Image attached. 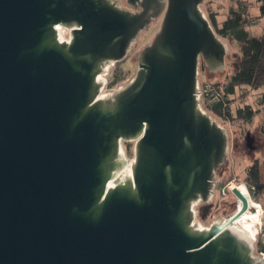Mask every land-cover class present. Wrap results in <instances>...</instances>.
Returning <instances> with one entry per match:
<instances>
[{
  "label": "water",
  "instance_id": "95a60500",
  "mask_svg": "<svg viewBox=\"0 0 264 264\" xmlns=\"http://www.w3.org/2000/svg\"><path fill=\"white\" fill-rule=\"evenodd\" d=\"M204 3L0 0V264H264L231 228L240 190L235 212L197 219L230 151L199 95L229 53ZM161 17L136 75L104 92Z\"/></svg>",
  "mask_w": 264,
  "mask_h": 264
},
{
  "label": "rangeland",
  "instance_id": "374dc122",
  "mask_svg": "<svg viewBox=\"0 0 264 264\" xmlns=\"http://www.w3.org/2000/svg\"><path fill=\"white\" fill-rule=\"evenodd\" d=\"M122 5L127 7L125 0H121ZM261 3L259 0H224V1H213L205 0V3L201 6L203 12L207 15L210 23L211 16L215 15V20L220 22L224 20L232 8H240L244 12V18L248 22L246 30L250 33V36L259 37L264 33V15L261 16L260 10ZM161 19L155 20L151 23L150 28L144 31L140 35V40L136 45L133 46L132 51L129 55L118 62L114 67L110 68L109 74L107 76V87L104 92L113 91L118 89L120 86L126 85L130 80L136 75L138 70V60L137 57L140 54L142 48L149 44L154 36L161 28ZM65 36L68 35V31L61 29ZM222 39L229 45V53L226 61V69L220 73H210L209 70L200 72V83L203 81H213L227 83L228 77L234 74L237 70L236 62L239 60L240 51L238 50V45L232 43L229 44V39L222 37ZM121 76L123 79L115 85H111L114 77ZM224 81V82H223ZM264 93V89H251L250 87L243 86L237 89V92L229 97L230 101V111L232 112L233 119H220L218 117L217 121L222 125H225L230 135L229 139V160L228 163L219 169L217 172L215 180L217 181L214 188V200L211 206L205 212V216L202 213V205H199L197 210V219L202 223L203 226H210L212 222H215L219 216H226L230 212H235L237 208L242 206V203L235 197L230 190L229 186L231 184H244L249 191L252 200L255 204L248 203V209L243 215L248 214L251 217H258L255 213L258 209H262V216L260 224L256 226V240L255 246L260 240L264 244V192L256 193V190L250 188L246 183V175L248 167L251 166L257 160L262 167V172L264 173V135L261 133V127L263 125V111H261V106L259 104V99ZM246 106H250L254 111H256L255 117L252 122H245L237 117V110L243 109ZM205 110L206 107L203 104ZM209 112V111H208ZM214 115V114H213ZM250 133L253 137L251 145L254 150H250L247 144V136ZM134 146L135 142H124L123 150L126 152L127 158L131 161L134 157ZM234 213H232L233 215ZM231 216V215H230ZM228 217V216H227ZM226 219V218H224ZM256 255H261L257 252V246L255 250Z\"/></svg>",
  "mask_w": 264,
  "mask_h": 264
},
{
  "label": "trees",
  "instance_id": "16d2710c",
  "mask_svg": "<svg viewBox=\"0 0 264 264\" xmlns=\"http://www.w3.org/2000/svg\"><path fill=\"white\" fill-rule=\"evenodd\" d=\"M259 1L261 3L260 17H262L264 15V0ZM211 23L216 34L228 38L229 44L238 45L241 57L236 62L237 70L228 77L227 83L211 81L215 89L222 93L223 98L221 101L209 103L207 100L202 99V102L207 109V113H211L214 118L233 119L232 112L230 111L229 97H232L238 88L248 86L251 89H264V33L259 37L250 36V33L246 30L248 22L244 18V12L240 8L230 9L228 16L222 23L216 21L215 15H212ZM122 79L123 77L121 76L114 77L110 84L115 85ZM259 100L261 111H263L261 133L264 135V93ZM255 114L256 111L250 106L237 110L238 119L245 122H252ZM245 179L248 186L256 190V193L264 192V173L258 160L248 167ZM256 246L257 252L264 254V244L261 240Z\"/></svg>",
  "mask_w": 264,
  "mask_h": 264
},
{
  "label": "bare ground",
  "instance_id": "6f19581e",
  "mask_svg": "<svg viewBox=\"0 0 264 264\" xmlns=\"http://www.w3.org/2000/svg\"><path fill=\"white\" fill-rule=\"evenodd\" d=\"M59 29L61 30L62 28H59ZM61 33L63 34L62 30H61ZM234 188L235 189L237 188L238 190H240L242 192V194L244 195V197L246 198L248 203L255 204V201L252 200V198L249 194V191L247 190V188L244 184H231L230 189L232 190ZM255 213L258 215V217L248 216V214H252L251 212H248L247 215H243V216L238 217L237 221L235 223H233V225H231V228L236 230L237 232L239 231L243 234H246V235L252 237V239L255 241L256 237H257L256 226L260 224V220H261V216H262L263 212H262V209H260V210L258 209Z\"/></svg>",
  "mask_w": 264,
  "mask_h": 264
},
{
  "label": "built area",
  "instance_id": "2783aa9c",
  "mask_svg": "<svg viewBox=\"0 0 264 264\" xmlns=\"http://www.w3.org/2000/svg\"><path fill=\"white\" fill-rule=\"evenodd\" d=\"M199 91H200L199 95L201 97V100L205 99L209 103L220 102L221 99L223 98L222 93L215 89V87L213 86L210 80L201 82Z\"/></svg>",
  "mask_w": 264,
  "mask_h": 264
},
{
  "label": "crops",
  "instance_id": "0c3cea01",
  "mask_svg": "<svg viewBox=\"0 0 264 264\" xmlns=\"http://www.w3.org/2000/svg\"><path fill=\"white\" fill-rule=\"evenodd\" d=\"M223 21H224V20L220 21V23H222ZM234 45H235V44H234ZM237 48H238V50H239V47H237ZM239 54H240V53H239ZM231 75H232V74H231ZM231 75H230V76H231Z\"/></svg>",
  "mask_w": 264,
  "mask_h": 264
},
{
  "label": "flooded vegetation",
  "instance_id": "af4514ba",
  "mask_svg": "<svg viewBox=\"0 0 264 264\" xmlns=\"http://www.w3.org/2000/svg\"><path fill=\"white\" fill-rule=\"evenodd\" d=\"M123 6H124V5H123ZM160 19H161V18H160ZM210 206H211V205H210ZM203 208H204V206H202V211H203ZM207 209H208V208H207ZM207 209H206V210H207Z\"/></svg>",
  "mask_w": 264,
  "mask_h": 264
}]
</instances>
